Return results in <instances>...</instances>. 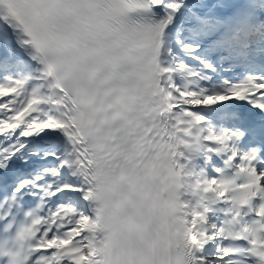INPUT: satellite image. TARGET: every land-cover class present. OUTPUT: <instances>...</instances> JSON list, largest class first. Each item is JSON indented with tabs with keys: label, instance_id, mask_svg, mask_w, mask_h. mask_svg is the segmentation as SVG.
Segmentation results:
<instances>
[{
	"label": "snow or ice",
	"instance_id": "6c2138e0",
	"mask_svg": "<svg viewBox=\"0 0 264 264\" xmlns=\"http://www.w3.org/2000/svg\"><path fill=\"white\" fill-rule=\"evenodd\" d=\"M149 200L167 264H264V0H0V231L120 264Z\"/></svg>",
	"mask_w": 264,
	"mask_h": 264
},
{
	"label": "clouds",
	"instance_id": "9594fccd",
	"mask_svg": "<svg viewBox=\"0 0 264 264\" xmlns=\"http://www.w3.org/2000/svg\"><path fill=\"white\" fill-rule=\"evenodd\" d=\"M140 173L141 176L147 177L144 181L147 186L146 190L151 189L155 193L157 188L155 173L149 174V172L145 171L144 166H141ZM118 177V172L108 177L105 188L92 201L94 208L100 207L104 211L105 218L111 217L116 212L117 205L121 199ZM146 203L151 210L140 221L142 228L146 230L141 232L133 231L130 234L125 233L121 243L126 248H130V250L127 256H120V264H167L162 244V207L159 201L156 202L154 207L151 200ZM132 211L131 208H127L121 212V216L130 215ZM20 236V232L8 234L0 231V242L7 241L0 248V260L4 264H17V253H22L19 258L20 264H27V260L24 257L29 255L31 241L27 238L21 239ZM105 261L106 264H117L116 254L106 249Z\"/></svg>",
	"mask_w": 264,
	"mask_h": 264
}]
</instances>
